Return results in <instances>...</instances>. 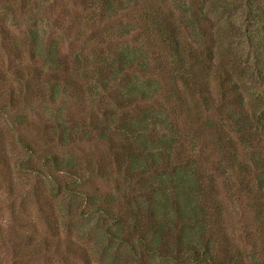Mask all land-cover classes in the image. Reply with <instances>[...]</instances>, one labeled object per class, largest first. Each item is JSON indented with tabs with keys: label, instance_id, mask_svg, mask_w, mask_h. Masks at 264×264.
<instances>
[{
	"label": "trees",
	"instance_id": "obj_1",
	"mask_svg": "<svg viewBox=\"0 0 264 264\" xmlns=\"http://www.w3.org/2000/svg\"><path fill=\"white\" fill-rule=\"evenodd\" d=\"M0 51L20 169L79 202L100 264H264V0H0ZM81 143L105 151L44 152ZM63 241L30 255L91 264Z\"/></svg>",
	"mask_w": 264,
	"mask_h": 264
},
{
	"label": "rangeland",
	"instance_id": "obj_2",
	"mask_svg": "<svg viewBox=\"0 0 264 264\" xmlns=\"http://www.w3.org/2000/svg\"><path fill=\"white\" fill-rule=\"evenodd\" d=\"M13 31L18 34L20 29L15 28ZM2 61H5V58H1L0 51V93L8 96L10 88H14L17 93V82L15 75L9 73L4 65L1 66ZM30 117H33L32 113ZM37 118L38 116L34 115L33 119ZM37 134L34 130L24 136L33 141L38 138ZM44 146L41 142L40 147ZM53 147L46 148L44 152L72 154L82 163L105 151L102 144L81 143L67 150ZM25 155L26 152L20 146L18 137L10 130L6 119L0 116V264H71L73 262L83 264L71 257L53 255L47 258L42 255L33 258L30 255L31 248L41 247L45 239L49 248L63 251V239L69 235L81 244H89L92 248L91 264H100L98 261L100 257L95 251L99 248L95 223L76 220L75 210L79 206L78 201L68 205V197L50 196L46 182L34 173L25 174L21 167L35 169L40 165V158L37 156L31 158L27 164L22 163ZM83 184L80 189L107 191L113 190L115 182L89 176ZM48 220L51 225H48ZM56 224L59 225V229L50 230Z\"/></svg>",
	"mask_w": 264,
	"mask_h": 264
}]
</instances>
